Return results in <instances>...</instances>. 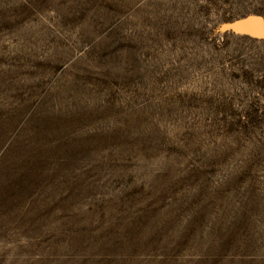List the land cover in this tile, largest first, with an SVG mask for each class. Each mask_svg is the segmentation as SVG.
I'll list each match as a JSON object with an SVG mask.
<instances>
[{
  "label": "rangeland",
  "instance_id": "374dc122",
  "mask_svg": "<svg viewBox=\"0 0 264 264\" xmlns=\"http://www.w3.org/2000/svg\"><path fill=\"white\" fill-rule=\"evenodd\" d=\"M250 19L264 0H0V264H264Z\"/></svg>",
  "mask_w": 264,
  "mask_h": 264
},
{
  "label": "bare ground",
  "instance_id": "6f19581e",
  "mask_svg": "<svg viewBox=\"0 0 264 264\" xmlns=\"http://www.w3.org/2000/svg\"><path fill=\"white\" fill-rule=\"evenodd\" d=\"M257 19H250L243 23H237L233 26V30L238 33L247 32L252 36H261L264 33V27L261 26V23Z\"/></svg>",
  "mask_w": 264,
  "mask_h": 264
},
{
  "label": "water",
  "instance_id": "95a60500",
  "mask_svg": "<svg viewBox=\"0 0 264 264\" xmlns=\"http://www.w3.org/2000/svg\"><path fill=\"white\" fill-rule=\"evenodd\" d=\"M261 26L264 27V23L263 22H261ZM240 33H246L247 34V32H240ZM262 36H264V34ZM258 37H261V36H258Z\"/></svg>",
  "mask_w": 264,
  "mask_h": 264
},
{
  "label": "trees",
  "instance_id": "16d2710c",
  "mask_svg": "<svg viewBox=\"0 0 264 264\" xmlns=\"http://www.w3.org/2000/svg\"><path fill=\"white\" fill-rule=\"evenodd\" d=\"M262 41H264V39H262Z\"/></svg>",
  "mask_w": 264,
  "mask_h": 264
}]
</instances>
